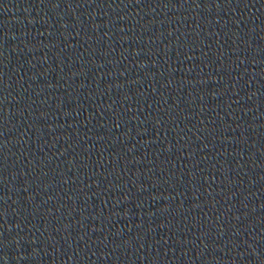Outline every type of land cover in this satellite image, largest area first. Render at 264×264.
I'll use <instances>...</instances> for the list:
<instances>
[{"label":"water","instance_id":"obj_1","mask_svg":"<svg viewBox=\"0 0 264 264\" xmlns=\"http://www.w3.org/2000/svg\"><path fill=\"white\" fill-rule=\"evenodd\" d=\"M0 264H264V0H0Z\"/></svg>","mask_w":264,"mask_h":264}]
</instances>
